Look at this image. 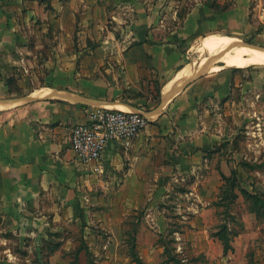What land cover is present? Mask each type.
Listing matches in <instances>:
<instances>
[{
    "label": "crops",
    "instance_id": "0c3cea01",
    "mask_svg": "<svg viewBox=\"0 0 264 264\" xmlns=\"http://www.w3.org/2000/svg\"><path fill=\"white\" fill-rule=\"evenodd\" d=\"M7 1L0 0V96L10 94L8 79L21 85L31 74V81L40 83L42 72L50 85H42L39 93L51 89L72 98L39 94L0 109V247L8 234L17 241L44 240L64 217L113 233L110 224L123 237L124 221L144 209L132 235L145 264H151L149 252L164 253L165 245L154 241L168 234L178 241L180 251L204 253L209 264H224L235 255L238 248L226 251L216 235L219 229H213L225 183L232 176L229 116L234 79L228 71L213 70L194 78L172 98L175 86L170 82L168 101L157 111H147L149 123L131 145L111 142L100 163L84 162L76 154L71 130L86 120L91 104L145 113L144 107L103 97L172 77L193 62L187 60L198 42L200 60L209 58L205 52L214 48L216 37L244 35L264 44V0H200L184 15L172 10L168 0H116V7L121 2L132 16L118 20L119 35L110 30L113 39L96 47L98 57L87 55L89 45L80 41L79 71L71 70V42L64 37L40 64L37 49L48 46L38 42L33 46L25 39ZM78 1L86 14L79 34L87 38L93 31L87 27V13L94 11L96 17L97 0ZM104 60L110 65L106 73L92 68ZM33 90L19 97L34 96ZM97 99L115 103L94 102ZM175 192L182 197L169 201L173 214L168 215L166 199ZM175 216L184 219L186 229L173 225L170 220ZM129 235L124 232V237Z\"/></svg>",
    "mask_w": 264,
    "mask_h": 264
},
{
    "label": "rangeland",
    "instance_id": "374dc122",
    "mask_svg": "<svg viewBox=\"0 0 264 264\" xmlns=\"http://www.w3.org/2000/svg\"><path fill=\"white\" fill-rule=\"evenodd\" d=\"M199 1L168 0V5L172 6V10L176 8L180 15H184L188 8ZM7 2L18 27L27 34L25 39L33 46L36 42L48 46V48L40 46V49H37L40 50L37 51L40 64L44 63V57L47 56V52L51 53L53 46L58 47L63 37L71 42L72 71L82 69L79 57L80 51L82 52L79 48L80 41L86 40L88 43L87 55L98 57L99 51L96 47L113 39L110 30L115 32L116 36L119 35L118 30L121 25L118 20L132 16L121 2H119L120 6L116 7V0H97L96 17L93 15L94 11L91 12L92 14L87 13V27L93 31L87 33V38H82L79 29L83 27L86 14L82 11L84 10L82 2L79 5L78 0H8ZM173 3L179 4V7ZM48 28L54 29L56 33ZM228 37L243 39L240 41L242 44L240 46L255 45L264 48V44L256 43L244 35L216 37L214 48L205 52L210 54L209 58L214 56V65L223 66L230 63L217 55L228 52L227 47H222L223 45L220 44V41ZM199 44L200 42L197 47ZM196 48L190 52L188 62L200 60L201 56ZM48 49L50 52L47 51ZM241 50L242 48L231 49L230 52L237 56L242 52ZM102 52V57L106 58V50ZM57 64L56 61L55 69L58 68ZM94 67H99L106 73L110 65L104 60L102 65L92 66ZM35 68L37 69L38 66H30L31 70ZM89 68L88 66L87 69ZM219 71H228L234 79L231 94L232 110L229 116L232 176L225 183L223 199L220 201L222 206L218 208V222L214 223L213 229L218 228L221 237H227L233 253L236 250L234 246L238 248V252L225 259L224 264H264V64L227 66ZM30 76L31 74L26 75L29 78L23 80V86L17 80L6 82L10 94L6 92L0 96V99L8 100L22 96L20 95L22 93L28 94L34 87L37 88L33 90L35 96L43 94L38 91L50 85V81L44 79L45 74L41 72L39 76L41 84L32 82ZM172 77L169 76L161 81L153 79L147 82L146 88L131 87L122 95L107 96L103 99L130 102L144 107L146 112L157 111L161 109L164 94L167 93L166 88L170 84L167 82ZM16 93L19 95L16 96ZM179 197L182 196L178 192L169 194V200L166 199L168 215H171L172 211L170 202L177 201ZM139 212L124 221L126 223L122 226L123 237L119 235L118 227L115 228L110 224L109 229L115 236L109 230L101 229L96 225H86L82 220H70L65 217L52 226L48 238L44 240L34 241L26 238L17 241L15 236L8 234L3 246L9 250L8 253L0 250V264H137L132 255L133 250H137L136 240L132 234L138 229V220L140 221L144 215V209ZM177 218L172 217L170 221L177 229H186L188 225L184 219ZM93 229L94 235L91 233ZM124 232L125 234L129 232L130 235L124 237ZM164 236L154 242L167 247L164 246V253L160 255L158 251L156 255L154 252H149L152 258L151 264H209L204 253L182 252L177 248L178 241L173 235Z\"/></svg>",
    "mask_w": 264,
    "mask_h": 264
},
{
    "label": "built area",
    "instance_id": "2783aa9c",
    "mask_svg": "<svg viewBox=\"0 0 264 264\" xmlns=\"http://www.w3.org/2000/svg\"><path fill=\"white\" fill-rule=\"evenodd\" d=\"M86 120L71 130V147L84 162L100 163L111 142L125 147L148 125L149 112L111 105H88Z\"/></svg>",
    "mask_w": 264,
    "mask_h": 264
},
{
    "label": "bare ground",
    "instance_id": "6f19581e",
    "mask_svg": "<svg viewBox=\"0 0 264 264\" xmlns=\"http://www.w3.org/2000/svg\"><path fill=\"white\" fill-rule=\"evenodd\" d=\"M240 41H242L240 38H231V37L224 38L221 41L220 44L223 45L222 47L226 46L228 49V52L227 53H219V54L217 53V55L219 58H224L225 60L230 62V63L225 64V65L240 67V66H245V65H249V64H264V51L262 52L260 49L252 48L250 46H240V45H242V44H240ZM238 48H242V50H241L242 52L240 51L241 53L239 55L237 54V56L232 55L230 50L231 49H238ZM213 57L212 58H205L203 60L193 61V62L189 63L183 70L178 72V74L174 78L178 79L180 76H182L185 73V71L188 68H191V69L182 78L189 76L194 71H197L200 69H205V68H210L211 70L222 69L223 66H218V65L213 64V60H214ZM171 84H172V82H171ZM185 84L186 83H181V84H178L175 87H173L171 90L169 98H172L175 94H177ZM41 92L43 93L42 95H48V94H55L57 91L51 90V89H44ZM1 108H5L4 105H0V109Z\"/></svg>",
    "mask_w": 264,
    "mask_h": 264
},
{
    "label": "water",
    "instance_id": "95a60500",
    "mask_svg": "<svg viewBox=\"0 0 264 264\" xmlns=\"http://www.w3.org/2000/svg\"><path fill=\"white\" fill-rule=\"evenodd\" d=\"M250 47L257 48V49H260V50H264V48L261 47V46H255L254 45V46H250ZM225 67H227V65L223 64L222 68H225ZM207 72H211L210 68H205V69H200V70L194 71L189 76H186V77L181 78V79L173 78L168 83L172 82L173 86H176V85L181 84V83H187L190 80H192L194 78H197V77H199V76H201V75H203V74H205ZM45 97H47V98H61V99L72 98L71 95H58V94H48V95H45ZM34 98H36L35 95L34 96H26V97H15V98H11V99H8V100H1L0 99V105H4V107L6 108V107H9V106H14L15 104H18L20 102L29 101V100L34 99ZM167 101H168V93L163 98V106L166 104ZM94 102L103 103V104H114L115 103V102H111V101L98 100V99L94 100Z\"/></svg>",
    "mask_w": 264,
    "mask_h": 264
},
{
    "label": "trees",
    "instance_id": "16d2710c",
    "mask_svg": "<svg viewBox=\"0 0 264 264\" xmlns=\"http://www.w3.org/2000/svg\"><path fill=\"white\" fill-rule=\"evenodd\" d=\"M10 79H8L6 82H9ZM226 225V224H225ZM227 226H224V228H226ZM221 231L219 230L216 235H218L220 237V239L222 240L223 244H224V248L225 250H229L230 249V246H229V243L230 241L227 240V237H221L220 235ZM167 247V246H165ZM132 255H133V259L134 261H136L137 264H145V262L142 260V258L140 257V255L138 254V252L134 249L133 252H132Z\"/></svg>",
    "mask_w": 264,
    "mask_h": 264
}]
</instances>
